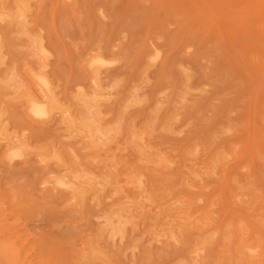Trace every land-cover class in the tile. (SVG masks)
<instances>
[{
  "label": "rangeland",
  "instance_id": "374dc122",
  "mask_svg": "<svg viewBox=\"0 0 264 264\" xmlns=\"http://www.w3.org/2000/svg\"><path fill=\"white\" fill-rule=\"evenodd\" d=\"M263 33V0H0V264H264Z\"/></svg>",
  "mask_w": 264,
  "mask_h": 264
},
{
  "label": "bare ground",
  "instance_id": "6f19581e",
  "mask_svg": "<svg viewBox=\"0 0 264 264\" xmlns=\"http://www.w3.org/2000/svg\"><path fill=\"white\" fill-rule=\"evenodd\" d=\"M263 1H264V0H263ZM259 3H261V1L258 2V3H256V5H254V6L256 7L257 4H259ZM39 4H40V3H39ZM37 6H38V5H37ZM255 7H254V8H255ZM254 8H253V11H254ZM259 10H260V9H259ZM250 11H252V10H250ZM256 11H257V10H256ZM261 11H262V10H261ZM245 12H246V11H245ZM258 12H259V11H258ZM247 13H248V12H247ZM247 13H246V14H245V13H244V14L242 13V14H243V15H247ZM252 13H253V12H252ZM260 13H261V12H260ZM254 14H255V13H253V15H254ZM258 14H259V13H258ZM253 15H252V16H253ZM256 15H257V14H256ZM4 16H5V14H4ZM7 16H8V15H7ZM7 16H5V17H7ZM20 16H21V14H20ZM248 16H249V15H248ZM252 16H251V17H252ZM1 17H2V16H1ZM9 17L11 18V16H9ZM9 17H7V18H9ZM4 19H5V18H4ZM16 19H17V17H16ZM23 19H25V18H23ZM18 20L20 21V19H18ZM21 21H22V20H21ZM24 21H25V20H24ZM22 23H23V22H22ZM24 23H27V22L25 21ZM24 23H23V24H24ZM20 24H21V23H20ZM23 24H22V25H23ZM23 26H24V25H23ZM25 26H26V25H25ZM22 28H23V27H22ZM23 29H24V28H23ZM263 34H264V33H263ZM263 34H262V36H263ZM41 45H42V44H41ZM41 45H40V46H41ZM42 48H43V47H42ZM42 48H41V50H42ZM37 50H38V49H37ZM40 52L42 53V51H40ZM98 52H99V51H98ZM42 54H43V53H42ZM42 54H41V55H42ZM85 55H86V54H85ZM0 57H1V56H0ZM91 58H92V57H91ZM93 58H95V57H93ZM97 58H98V57H97ZM99 61H102V60H99ZM89 63H90V62H89ZM43 66H44V65H43ZM43 66H42V67H43ZM42 67H41V68H42ZM94 73H95V74H94ZM98 74H99V73H98ZM98 74H97V71L93 72V76H94L93 79H94L95 84H99L98 82L100 81V77L98 76ZM32 77H33V76H32ZM36 77H37V78H36ZM36 77H34V78H36V80L40 81L41 84L45 87V90H44L45 92H43V93L46 94L48 101H44V100H42V99H41L42 101H39V100H38V102L35 101V100H30V101H29V103H30V107L28 106V108H29L28 110L30 111V113H31L33 116H35L34 118H36V117H41V118H43V117H46V115H47V113H48V111H49L50 109L54 108L55 106L57 107L59 104L56 105V100H55L56 97H54V95H53L54 91L50 90L52 87L49 88L47 82H46L45 79H43L41 76H36ZM40 82H39V84H40ZM18 84H19V83H18ZM37 85H38V84L36 83V86H37ZM20 86H21V84H20ZM22 86H23V85H22ZM112 86H113V85H112ZM39 87H40V86H39ZM99 87H101V86H99ZM185 87H186V86H185ZM21 88H22V87H21ZM40 88H41V87H40ZM19 89H20V88H19ZM89 89H90V88H89ZM187 90H188V89H187ZM19 91H20V90H19ZM52 92H53V93H52ZM76 92H77V91H76ZM188 92H189V91H188ZM25 93H26V90H25ZM27 93H28V90H27ZM30 94H31V93H30ZM31 95H32V94H31ZM31 95H30V98H32ZM32 96H33V95H32ZM28 97H29V96H28ZM34 97H35V96H34ZM36 97H37V96H36ZM93 97H94V96H93ZM100 97H101V96H100ZM184 97H185V96H184ZM30 98H29V99H30ZM32 99H34V98H32ZM35 99H36V98H35ZM56 99H57V98H56ZM36 100H37V99H36ZM87 100H88V99H87ZM90 102H91V101H90ZM93 103H94V102H93ZM87 107H88V106H87ZM91 107H92V106H91ZM58 108H59V106H58ZM92 108H93V107H92ZM95 109H96V108H95ZM98 109H99V108H98ZM155 109H156V108H155ZM56 110H57V109H56ZM72 110H73V109H72ZM54 111H55V110H54ZM98 112H99V111H98ZM27 113L29 114V112H27ZM52 113H53V112H52ZM94 113H95V112H92L91 115L93 114V116H94V115H95ZM50 114H51V113H50ZM96 114H97L96 117H98V116H99L98 113H96ZM49 116H50V115H49ZM88 116H89V114H88ZM261 116H262V115H261ZM96 117L94 116V118H96ZM262 117H263V116H262ZM89 118H90V117H89ZM89 118H88V119H89ZM94 118H93V122L96 121ZM43 119H44V118H43ZM83 119L85 120V118H83ZM88 119H87V121H88ZM97 120H98V119H97ZM102 121H103V120H102ZM262 122H263V121H262ZM82 123H83L82 125H84V122H82ZM95 123H96V122H95ZM172 123H173V122H172ZM263 123H264V122H263ZM89 124H90V123H89ZM153 125H154V124H153ZM224 125H226V124H224ZM263 125H264V124H263ZM88 126H89V125H88ZM90 126H93V125H90ZM96 126H97V125H96ZM229 126H231V125H229ZM229 126H228V127H229ZM82 127H84V126H82ZM85 127H87V125H86ZM234 127H235V126H234ZM88 128H89V127H87V129H88ZM93 128L95 129V127H93ZM93 128L91 127L90 129L93 130ZM169 128H170V127H169ZM222 128H223V130H224V126H222ZM226 128H227V125H226ZM85 129H86V128H85ZM98 129H99V127H98ZM98 129H95V131L98 132ZM88 130H89V129H88ZM232 130H233V129L231 128V131H232ZM235 130H236V129H235ZM90 131H91V130H90ZM95 131H93V132H95ZM100 131H101V133H102V130H100ZM148 131H149V130H148ZM219 131H220V130H219ZM87 132H88L89 134H90V133H93V132H89V131H87ZM144 132H145V131H144ZM144 132H141V134H144ZM221 132H222V130H221ZM221 132H219V133H221ZM228 132H229V131H228ZM25 133H26V132H25ZM88 133H86V134H88ZM176 133H177V132H176ZM93 134H94V133H93ZM141 134H140V135H141ZM222 134H223V132H222ZM262 134H264V133H262ZM94 135H95V137H96L97 134L95 133ZM94 135H93V136H94ZM178 135H179V134H178ZM9 136H10V135H9ZM93 136H91V137L93 138ZM98 136H100V135H98ZM98 136H97L96 138H95V137H94V138H95V139H98ZM101 136H102V138L104 137L103 134H101ZM101 136H100V137H101ZM21 137H22V136H21ZM100 137H99V138H100ZM107 137H108V136H107ZM139 137H140V136H139ZM142 137H143V136H142ZM94 138H93V139H94ZM108 138H109V137H108ZM131 138H132V137H131ZM23 139H24V138H23ZM93 139H92V140H93ZM95 139H94V140H95ZM103 140H104V139H103ZM140 140H141V138H140ZM130 141H131V140H130ZM135 141H136V140H135ZM141 141H142V140H141ZM92 142H93V141H92ZM94 142H95V141H94ZM94 142H93V143H94ZM137 142H138V141H137ZM138 143H139V142H138ZM138 143H136V144H137L138 146H140ZM144 144H145V143H144ZM141 145H142V143H141ZM196 145H197V144H196ZM13 146H14V145H13ZM88 146H89V145H88ZM105 146H106V145H105ZM133 146H134V145H133ZM138 146H137V149H138ZM142 146H143V145H142ZM142 146H140V149L143 150V147H142ZM199 146H200V145H199ZM230 146H231V144H230ZM141 147H142V148H141ZM233 147H234V145H233ZM233 147H232V148H233ZM235 147H237V146H235ZM93 148H95V147L93 146ZM248 148H249V145H248ZM250 148H251V146H250ZM15 149L17 150V148H15ZM135 149H136V148H135ZM137 149H136V150H137ZM140 149H139V150H140ZM147 149H149V148H147ZM219 149H220V148H219ZM142 150H141V152H142ZM145 150H146V149H145ZM221 150H222V149H221ZM233 150H234V148H233ZM149 151H150V150H149ZM216 151H218V150H215L214 152H216ZM219 151H220V150H219ZM9 152H10V151H9ZM12 152H13V150H12ZM137 152H138V151H137ZM170 152H171V151H170ZM186 152H187V151H186ZM200 152H201V151H200ZM234 152H235V151H234ZM234 152H233V153H234ZM16 153H17V152H16ZM138 153H139V152H138ZM148 153H149V152H148ZM156 153H157V152H156ZM187 153H188V152H187ZM211 153H213V151H212ZM226 153H228V152H226ZM230 153L233 154L232 152H230ZM52 154H54V153H52ZM52 154H51V155H52ZM140 154H141V153H139L138 155H140ZM143 154H145V153H143ZM146 154H147V153H146ZM185 154H186V153H185ZM196 154H197V153H196ZM196 154H195V155H196ZM201 154H202V153H201ZM216 154H217V153H216ZM218 154H220V152H218ZM224 154H225V153H224ZM186 155H188V154H186ZM189 155H191V154H189ZM189 155H188V156H189ZM192 155H193V154H192ZM192 155H191V156H192ZM235 155H236V154H235ZM246 155H247V154H246ZM246 155H245V156H246ZM256 155H257V154H256ZM258 155H259V154H258ZM4 156H5V155H4ZM11 156H12V155H11ZM54 156H55V155H54ZM54 156H53V157H54ZM72 156H73V155H72ZM141 156H142V155H141ZM199 156H201V155L199 154ZM199 156H198V158H199ZM210 156H211V155H210ZM226 156H227V155H226ZM229 156H230V155H229ZM243 156H244V154H243ZM243 156H242V158H243ZM6 157H7V156H6ZM145 157H146V156H145ZM233 157H235V156H233ZM249 157H250V156H249ZM257 157H258V156H257ZM47 158H48V157H47ZM51 158H52V156H51ZM51 158H50V159H51ZM186 158H187V157H186ZM188 158H189V157H188ZM209 158H210V157H209ZM246 158H247V156H246ZM246 158H244V160H245ZM9 159H12V157L9 158ZM55 159H56V158H55ZM55 159H54V160H55ZM220 159H221V158H219V160H220ZM232 159H233V158H232ZM232 159H231V160H232ZM249 159H250V158H249ZM92 160H93V159H92ZM165 160H166V159H165ZM185 160H186V159H185ZM188 160H189V159H188ZM191 160H192V159H191ZM191 160H190V161H191ZM195 160H196V157H195ZM217 160H218V159H217ZM229 160H230V159H229ZM239 160H240V159H239ZM239 160H238V161H239ZM247 160H248V159H247ZM145 161H146V160H145ZM163 161H164V160H163ZM166 161H167V160H166ZM193 161H194V160H193ZM227 161H228V160H227ZM227 161H224L223 163H225V162H227ZM241 161H242V160H241ZM258 161H259V160H258ZM146 162H147V161H146ZM160 162H161V161H160ZM164 162H165V161H164ZM195 162L197 163V160H196ZM217 162H218V161H217ZM8 163H9V162H8ZM168 163H169V162H168ZM170 163H171V162H170ZM211 163H212V162H211ZM211 163H208V165H211ZM219 163H220V162H219ZM219 163H217V165H218ZM223 163L221 162L222 165H223ZM228 163H229V162H228ZM235 163H236V162H235ZM238 163H239V162H238ZM251 163H252V160H251ZM262 163H263V162H262ZM206 164H207V162H206ZM208 165H207V166H208ZM229 165H232V164L230 163ZM229 165H228V166H229ZM233 165H234V164H233ZM170 166L173 167L172 165H170ZM207 166H206V167H207ZM213 166H214V165H213ZM218 166H219V165H218ZM218 166L215 167V170H216V168H217ZM139 167H140V166H139ZM141 167H142V166H141ZM188 167H189V166H188ZM195 167H196V166H195ZM198 167H199V166H198ZM200 167H201V166H200ZM202 167H204V166L202 165ZM202 167H201V169H202ZM226 167H227V166H226ZM230 167L233 168V166H230ZM230 167H229V168H230ZM251 167H252V166H251ZM66 168H67V167H66ZM189 168H191V167H189ZM192 168H193V167H192ZM204 168H205V167H204ZM204 168H203V169H204ZM209 168H210V166H209ZM220 168H221V167H220ZM242 168H243V167H242ZM125 169H127V168H125ZM199 169H200V168H199ZM201 169H200V170H201ZM217 169H218V168H217ZM230 169H231V168H230ZM236 169H237V168H236ZM240 169H241V168H240ZM244 169H245V168H244ZM247 169H248V167H247ZM196 170H197V169H196ZM207 170H208V167H207ZM226 170L228 171L227 168H226ZM197 171H198V170H197ZM208 171H209V170H208ZM240 171H241V170H240ZM244 171H245V170H244ZM202 172H204V171H203V170L200 171V173H202ZM216 172H217V171H216ZM85 173H86V172H85ZM187 173H190V172H187ZM236 173H237V172H236ZM185 174H186V173H185ZM185 174H183V176H185V178H186V175H185ZM203 174H204V176H205V173H203ZM214 174H215V173H214ZM134 175H135V173H134ZM187 175H188V174H187ZM223 175H224V174H223ZM230 175H231V174H230ZM232 175H234V174H232ZM206 176H208V177H212V176L207 175V173H206ZM220 176H221V175H220ZM85 177H86V176H85ZM139 177H141V175H140ZM215 177H216V175H215ZM221 177H222V176H221ZM225 177H226V176H225ZM121 178H122V177H121ZM187 178H189V179H186L187 182H188V180H190L191 176H190V177H187ZM199 178H200V177H199ZM203 178H204V177H203ZM206 178H207V177H206ZM212 178H213V177H212ZM262 178H263V176H262ZM136 179H137V178H136ZM136 179H135V180H136ZM140 179H142V178H139V183H140ZM192 179H197V178H193V177H192L191 180H192ZM225 179H226V178H225ZM73 180H74V179H73ZM97 180H99V179H97ZM186 180H185V182H186ZM191 180H190V181H191ZM209 180H210V179H209ZM228 180H229V179H228ZM233 180H234V179H233ZM249 180H250V179H249ZM262 180H263V179H262ZM87 181H88V180H87ZM130 181H131V180H130ZM137 181H138V180H137ZM193 181H194V180H193ZM193 181H191L192 184H193ZM206 181H207V179H206ZM247 181H248V179H247ZM75 182H76V181H75ZM102 182H103V181H102ZM214 182H215V181H214ZM233 182H235V180H234ZM248 182H249V181H248ZM56 183H57V185H59V186H61V185H65V183H63V181H60V180H56ZM136 183H137V182H136ZM143 183H144V182H143ZM230 183H232V182L230 181ZM244 183L246 184V182H244ZM257 183H258V182H257ZM44 184H45V183H44ZM72 184H73V183H71V185H72ZM105 184H106V183H105ZM132 184H133V183H132ZM144 184H145V183H144ZM144 184H143V185H144ZM185 184H186V183H185ZM189 184H190V183H188V185H189ZM228 184H229V183H228ZM235 184H236V183H235ZM245 184H243V187L245 186ZM66 185L69 186L70 183H69V185H68V184H66ZM86 185H87V184H86ZM86 185H85V186H86ZM125 185H126V184H125ZM236 185H237V184H236ZM250 185H251V184H250ZM59 186H58V187H59ZM74 186H75V185H74ZM83 186H84V185H83ZM83 186H82V188H83ZM135 186H136V185H135ZM135 186H134V187H135ZM137 186H138V185H137ZM140 186H141V185H140ZM145 186H146V185H145ZM183 186H184V184H183ZM240 186H241V185H240ZM246 186H247V184H246ZM255 186H256V184H255ZM143 187H144V186H143ZM187 187H188V186H187ZM223 187H224V186H223ZM223 187H222V188H223ZM228 187H229V186H228ZM234 187H235V186H234ZM250 187H251L252 190H253V188L255 189V187H252V185H251ZM250 187H249V190H250ZM130 188H132V187H130ZM138 188H139V187H137V189H138ZM145 188H146V187H145ZM185 188H186V187H185ZM190 188H191V186H190ZM190 188H189V187L186 188L187 193H188V192L190 193V191H188V189H190ZM205 188H206V187H205ZM207 188H208V185H207ZM207 188H206V189H207ZM237 188H238V186H237ZM75 189H76V188H75ZM80 189H81V188H80ZM83 189H85V188H83ZM134 189H135V188H134ZM192 189H194V187L191 188V190H192ZM202 189H203V188H202ZM206 189H205V190H206ZM242 189H243V188H242ZM246 189H247V188H245V190L243 189L244 193H245V192H248V191H246ZM72 190H74V188H72ZM76 190H77V189H76ZM86 190H87V189H86ZM88 190H89V189H88ZM118 190H120V189H118ZM200 190H201V189H200ZM225 190H226V189H225ZM229 190H230V188H229ZM237 190H239V189H237ZM247 190H248V189H247ZM260 190H261L260 188H259V189L257 188L256 192H258V191H260ZM262 190H264V189H262ZM78 191H79V189H78ZM141 191H142V189H141ZM243 191H242V192H243ZM253 191H254V190H253ZM80 192H82V191H80ZM83 192H85V190H83ZM136 192H137V191H136ZM200 192H201V191H200ZM225 192L227 193V198H230V194H231V192H230V191H228V192L225 191ZM225 192H224V193H225ZM234 192H235V191H234ZM249 192H250V191H249ZM254 192H255V191H254ZM254 192H253V193H254ZM260 192H261V191H260ZM74 193H75V192H74ZM78 193H79V192H78ZM143 193H145L146 196H148V195H147V191H146V192H143ZM218 193H219V192H218ZM229 193H230V194H229ZM239 193H240V192H239ZM262 193H263V192H262ZM214 194H215V193H214ZM214 194H213V195H214ZM240 194L243 195V193H240ZM245 194H246V193H245ZM245 194H244V195H245ZM249 194H250V193H249ZM251 194H252V193H251ZM255 194H256V193H254V196H255ZM263 194H264V193H263ZM75 195H78V194H75ZM228 195H229V197H228ZM233 195H234V194H233ZM233 195H232V196H233ZM238 195H239V194H238ZM252 195H253V194H252ZM259 195H260V194H259ZM81 196H83V195H81ZM81 196L78 195V197H81ZM157 196H158V195H157ZM221 196H222V195H221ZM221 196H218V198H220V200H221ZM260 196H261V195H260ZM262 196H263V195H262ZM144 197H145V195H144ZM144 197H143V198H144ZM183 197H184V196L181 195V200H182ZM237 197H238V196H237ZM246 197H248L247 194H246ZM250 197H251V195H250ZM263 197H264V196H263ZM81 198H82V197H81ZM160 198H161V197H160ZM179 198H180V197H179ZM193 198H195V197H193ZM214 198H215V197H214ZM216 198H217V197H216ZM253 198H254V202L258 203V201H257V200H258V197H257V200H256V201H255V198H256V197H253V196H252V201H253ZM144 199L147 200V197L144 198ZM139 200H140V198H139ZM148 200H149V197H148ZM155 200H156V198H155ZM198 200H200L199 197H198ZM220 200H219V201H220ZM223 200H224V197H223ZM223 200H222V201H223ZM238 200H239V198H238ZM247 200H248V198H247ZM247 200H246V201H247ZM174 201L176 202V200H174ZM178 201H179V200H178ZM219 201H218V202H219ZM229 201H230V200H229ZM231 201H232V200H231ZM242 201H243V200H242ZM248 201H249V200H248ZM259 201H260V200H259ZM184 202H185V201H184ZM216 202H217V200H216ZM243 202H244V201H243ZM173 203H174V202H173ZM176 203L180 205L182 202L180 203V201H179V203H178V202H176ZM195 203H196V202H195ZM197 203H198V201H197ZM200 203H201V202H200ZM209 203H210V202H209ZM236 203H237V202H236ZM236 203H235V204H236ZM249 203H250V201H249ZM249 203L247 204V206L249 205ZM256 203H255V205H256ZM144 204H145V203H144ZM170 204H171V203H170ZM174 204H175V203H174ZM221 204H222V203H221ZM221 204H219V206H220ZM226 204H227V203H226ZM235 204H233V206H234ZM238 204H239V203H238ZM241 204H243V203H241ZM251 204L254 205V203H251ZM179 205H178V206H179ZM192 205H193V204H192ZM194 205H195V204H194ZM196 205H197V204H196ZM204 205H205V204H204ZM214 205H215V203H214ZM223 205H224V204H223ZM257 205H258V204H257ZM172 206H173V205H172ZM180 206H181V205H180ZM207 206H208V205H207ZM216 206H218V204H216ZM239 206H240V205H239ZM244 206H245V205H244ZM262 206H263V205H262ZM170 207H171V206H170ZM182 207H184L183 204H182ZM193 207H194V206H193ZM208 207H209V206H208ZM260 207H261V205H260ZM123 208H125V207H123ZM126 208H127V207H126ZM126 208L124 209V212H125ZM150 208H151V207H150ZM174 208H175V207H174ZM178 208H179V207H178ZM194 208H195V207H194ZM194 208H192V209H194ZM243 208H244V207H243ZM248 208H249V206H248ZM250 208H251V205H250ZM250 208H249V209H250ZM121 209H122V208H121ZM127 209H128V208H127ZM179 209H181V208H179ZM179 209H177V210H179ZM195 209H196V208H195ZM195 209H194V210H195ZM199 209H200V208H199ZM204 209H205V208H204ZM215 209H217V208H214L213 210L215 211ZM244 209H245V208H244ZM244 209H243V210H244ZM249 209H247V210H249ZM261 209H262V208H261ZM122 210H123V209H122ZM170 210H172V209H169V211H170ZM182 210H183V209H182ZM182 210H181V211H182ZM184 210H185V209H184ZM119 211H120V210H119ZM173 211H174V210H173ZM173 211H172V212H173ZM175 211H176V210H175ZM175 211H174V213L177 214V212H175ZM181 211H180V212H181ZM188 211H189V210H188ZM188 211H187V212H188ZM190 211H191V210H190ZM190 211H189V212H190ZM196 211H197V210H196ZM261 211H262V210H261ZM121 212H122V211H121ZM128 212H129V211H128ZM172 212H171V213H172ZM183 212H184V211H183ZM183 212H182V213H183ZM262 212H264V211H262ZM116 213H119V212L117 211ZM122 213H123V212H122ZM168 213H170V212H168ZM171 213H170V215L168 214L167 216H168V217L171 216ZM182 213H181V214H182ZM184 213H185V212H184ZM191 213H192V212H191ZM119 214H120V213H119ZM129 214H130V216L133 215V214H131V213H129ZM178 214H179V213H178ZM188 214H189V213H188ZM199 214H200V212H199ZM199 214H198V215H199ZM205 214H206V213H205ZM211 214H212V213H211ZM217 214H218V213H217ZM229 214H230V213H229ZM233 214H234V213H233ZM124 215H126V214H124ZM182 215H183V214H182ZM182 215H181V216H182ZM190 215H192V214H190ZM213 215H214V214H213ZM218 215H219V214H218ZM230 215H231V214H230ZM230 215H229V216H230ZM114 216H116L115 213H114ZM121 216H122V215L120 214V218H121V220H122L123 217H121ZM127 216H129V215H127ZM127 216H126V217H127ZM173 216H174V215H173ZM181 216H176V215H175L176 218H177V217H181ZM186 216L189 218L188 215H186ZM192 216H193V215H192ZM192 216H191V217H192ZM195 216H196V215H195ZM195 216H194V217H195ZM216 216H217V215H216ZM216 216H215V217H216ZM225 216H226V215H225ZM132 217H133V216H132ZM175 217H173V218H175ZM182 217H183V216H182ZM182 217H181V218H182ZM204 217H205V216H203L202 218L204 219ZM107 218H108V217H107ZM114 218H115V217H114ZM120 218H119V219H120ZM127 218H129V217H127ZM127 218H126V219H127ZM133 218H134V217H133ZM173 218H172V219H173ZM184 218H185V217H184ZM188 218H187V220H188ZM198 218H199V217H198ZM211 218H212V217H211ZM224 218H225V217H224ZM226 218H227V216H226ZM230 218H231V217H229V220H230ZM110 219H111V218H110ZM178 219H179V218H178ZM196 219H197V218H196ZM231 219H232V218H231ZM108 220H109V219H108ZM108 220H107V221H108ZM111 220H113V217H112ZM111 220H109V221H111ZM115 220H117V219H115ZM127 220H128V219H127ZM131 220H132V218H131ZM133 220H134V219H133ZM174 220H175V219H174ZM174 220H172V221H174ZM181 220H182V219H180V220H178V221H180V223H182V224L185 226V223H183L184 220H182V222H181ZM187 220L185 219V222H186ZM189 220H190V219H189ZM218 220H219V219H218ZM236 220L239 221L238 219H236ZM113 221H114V220H113ZM113 221H111V222H113ZM169 221H170V220H169ZM176 221H177V220H176ZM192 221H193V219L190 220L191 223H193ZM199 221H200V219H199ZM199 221H198V223L202 222V220H201L200 222H199ZM213 221H214V220H213ZM226 221H228V220L226 219ZM232 221H233V220H232ZM167 222H168V221H167ZM170 222H171V221H170ZM188 222H189V221H188ZM190 222H189V224L192 225ZM203 222H204V220H203ZM203 222H202V223H203ZM211 222H212V221H211ZM216 222H217V220H216ZM220 222H221V221H220ZM224 222H225V221H224ZM229 222H230V221H229ZM233 222H234V221H233ZM241 222H243V221H241ZM107 223H108V222H107ZM113 223H114V222H113ZM113 223H112V224H113ZM115 223H116V222H115ZM115 223H114V224H115ZM124 223H125V222H124ZM175 223H176V222H175ZM175 223H174V224H175ZM202 223H201V224H202ZM204 223H205V222H204ZM204 223H203V225H205ZM212 223H213V222H212ZM226 223H228V222H226ZM236 223H237V222H235V225H236ZM243 223L245 224V222H243ZM128 224H130V222H129ZM128 224H127V225H128ZM165 224H167V225H165V226L167 227V226L170 225L171 223L169 224V223H166V222H165ZM172 224H173V223H172ZM172 224H171V225H172ZM194 224H195V223H194ZM213 224H215V223H213ZM241 224H242V223H241ZM244 224H243V227H244ZM110 225H111V224H110ZM120 225H121V222H120ZM180 225H181V224H180ZM196 225H197V223H196ZM206 225L208 226V223H207ZM222 225H223V223H222ZM229 225H230V224H229ZM229 225H228V227H230ZM235 225H234V226H235ZM239 225H240V221H239ZM262 225H263V222H262ZM103 226H104V225H103ZM124 226H125V225H124ZM197 226L201 227L200 225H197ZM210 226H212V225H210ZM219 226H220V225H219ZM219 226H218V227H219ZM234 226H233V228L235 229ZM118 227H119V226H118ZM118 227L115 226L114 228H117V229H118ZM125 227H126V226H125ZM125 227H123V228H125ZM178 227H179V226H178ZM178 227H177V228H178ZM188 227H189V226H188ZM191 227H192V226H191ZM202 227H203V226H202ZM218 227L216 226V228H218ZM239 227H240V226H239ZM112 228H113V227H112ZM170 228H172V227H170ZM177 228H176V229H177ZM184 228H185V227H183V229H184ZM196 228H197V227H196ZM203 228H204V227H203ZM203 228H202V229H203ZM263 228H264V226H263ZM119 229H120V227H119ZM168 229H169V228H167V230H168ZM176 229H174V230H176ZM180 229H181V226H180V228L177 229V231H179ZM186 229H187V226H186ZM188 229H189V228H188ZM205 229H206V227H205L203 230L206 231ZM231 229H232V228H231ZM231 229H230V230H231ZM115 230H116V229H115ZM133 230H134V229H133ZM167 230L165 229V232H166ZM208 230H209V229H208ZM213 230H215V229H213ZM217 230H219V229H216V234H217ZM228 230H229V229H228ZM238 230H239V229H238ZM244 230H246V228H245ZM247 230H249V229H247ZM247 230H246V231H247ZM157 231H158V230H157ZM159 231L161 232V229H160ZM162 231H164V229H163ZM209 231H210V230H209ZM211 231H212V229H211ZM211 231H210V232H211ZM222 231H223V230H222ZM239 231H240V230H239ZM114 232H116V231H114ZM165 232H164V234L167 233V232H166V233H165ZM168 232H169V231H168ZM183 232L186 233L185 231H183ZM197 232H198V231H197ZM199 232H200V231H199ZM201 232H202V231H201ZM201 232H200V233H201ZM214 232H215V231H214ZM229 232H230V231H229ZM149 233H150V232H149ZM161 233H162V232H161ZM161 233H159V234H161ZM178 233L181 235L180 232H178ZM202 233H204V232H202ZM237 233H238V232H237ZM246 233H247V232H246ZM251 233H252V232H251ZM111 234H112V233H111ZM116 234H118V233L116 232ZM119 234H120V232H119ZM147 234H148V233H147ZM154 234H155V231H154ZM159 234H158V237H159ZM167 234H168V233H167ZM171 234H175V233L173 232V233H171ZM213 234H214V233H213ZM218 234L220 235V231H219ZM228 234H230V233H228ZM238 234H239V233H238ZM241 234L243 235V233H241ZM241 234H240V235H241ZM113 235H114V233H113ZM152 235H153V233H152ZM156 235H157V232H156ZM168 235H170V233H169ZM176 235H177V234H176ZM176 235H175V236H176ZM184 235H185V234H184ZM206 235H207V234H206ZM219 235H218V236H219ZM224 235H226V233H224ZM160 236H161V235H160ZM162 236H163V234H162ZM170 236H171V235H170ZM170 236H169V237H170ZM177 236L179 237V235H177ZM221 236H222V235H221ZM230 236H231V234L229 235V237H230ZM156 237H157V236H156ZM158 237H157V238H158ZM165 237H166V236H165ZM165 237L163 236L164 240L166 239ZM183 237H184V236H183ZM199 237H200V236H199ZM199 237H198V239H197V238H195V239L199 240ZM202 237H203V236H201V238H202ZM205 237H206V236H205ZM219 237H220V236H219ZM219 237H218V238H219ZM222 237H223V236H222ZM241 237H242V236H241ZM244 237H246V236L244 235ZM244 237H243V238H244ZM247 237H248V236H247ZM253 237H254V236H253ZM174 238H175L174 236H173V237H172V236L170 237V239H171V243H173V242L175 243V241H172ZM180 238H182V237H180ZM180 238H179V239H180ZM201 238H200V239H201ZM212 238H213V237H212ZM215 238H216V237H215ZM230 238H231V237H230ZM230 238H229V239H230ZM255 238H256V237H254V240H255ZM167 239H168V238H167ZM167 239H166V240H167ZM220 239H221V238H220ZM222 239H224V238H222ZM156 240H157V239H156ZM180 240H181V239H180ZM180 240H178V241H176V242H179ZM182 240H183V239H182ZM202 240H203V239H202ZM206 240H207V237H206ZM210 240H211V239H210ZM210 240H209V242L212 243L213 240H211V241H210ZM224 240H225V239H224ZM226 240H228V238H226ZM256 240H257V238H256ZM169 241H170V240H169ZM204 241H205V240H203L202 243H203ZM214 241H215V239H214ZM257 241H258V240H257ZM259 241H260V240H259ZM261 241H262V240H261ZM194 242L196 243L197 241H194ZM194 242H192V246H194V244H193ZM198 242H200V241H198ZM209 242H208V243H209ZM227 242H228V241H227ZM229 242H231V239H230ZM166 243H167V241H166ZM168 243H169V242H168ZM205 243L207 244V242H204L203 244H205ZM224 243H225V242H224ZM231 243H232V242H231ZM257 243L259 244L260 242H256V241H255V244H257ZM263 243H264V242H263ZM263 243H262L261 245H263ZM175 244H176V243H175ZM198 244H199V243H198ZM238 244H239V243H237V248H238ZM253 244H254V243H253ZM255 244H254V245H255ZM167 245H168V244H167ZM195 245H197V244H195ZM207 245H208V244H207ZM210 245H211V244H210ZM210 245H208V246H210ZM225 245H226V244H225ZM249 245H250V244H249ZM254 245H253V246H254ZM177 246H178V244H177ZM223 246H224V245H223ZM229 246H230V245H229ZM235 246H236V245H235ZM235 246H234V247H235ZM195 247H196V246H195ZM195 247H194V248H195ZM200 247H201V246H200ZM226 247H227V246H226ZM242 247H243V246H242ZM259 247H260V245H259ZM160 248H161V247H160ZM205 248H207V247H205ZM213 248H214V247H213ZM229 248H230V247H228V249H229ZM192 249H193V248H192ZM203 249H204V246H203ZM208 249H209V247H208ZM211 249H212V248H211ZM225 249H226V248H225ZM225 249H223V250H225ZM252 249L254 250L255 248H252ZM256 249H257V248H256ZM256 249H255V251H256ZM95 250H96V249H95ZM190 250H191V249H190ZM190 250H189V251H190ZM200 250H202V247H201ZM204 250H205V249H204ZM212 250H213V249H212ZM234 250H235V249H234ZM239 250H241V249H239ZM247 250H248V249H246V250H242V251H243V252H245V251L247 252ZM88 251H89V250H88ZM88 251H87V252H88ZM96 251H97V250H96ZM98 251H99V250H98ZM185 251H188V250H185ZM196 251H197V253H198V251H199V247H198V250L196 249ZM221 251H222V250H221ZM225 251H226V250H225ZM228 251H229V250H228ZM236 251L238 252L237 249H236ZM242 251H241V252H242ZM249 251L251 252L252 250L249 249ZM194 252H195V251H194ZM259 252H261L260 249H259ZM259 252H258V253H259ZM88 253H89V252H88ZM90 253H91V250H90ZM188 253H189V252H188ZM195 253H196V252H195ZM202 253H203V251H202ZM202 253H201V256H205V255H207V257H208V253H209V252H207V253L204 252L205 255H204V254L202 255ZM235 253H236V252H235ZM238 253H239V252H238ZM253 253H255V252H253ZM94 254H98V253L95 252ZM102 254H103V253H102ZM209 254H210V253H209ZM224 254H227V253H224ZM261 254H264V253H261ZM87 255H88V254H86V257H85V258L88 257ZM90 255H91V254H90ZM100 255H101V254H100ZM100 255H97V256H100ZM189 255H190V254H189ZM192 255H194L193 252H192ZM216 255H219V254L216 252ZM221 255H222V254H221ZM228 255H229V254H228ZM92 256H93V257H91V258H94V255H92ZM190 256H191V255H190ZM201 256H200V257H201ZM222 256H223V255H222ZM89 257H90V256H89ZM100 257H101V256H100ZM217 257H218V256H217ZM229 257H230V256H229ZM239 257H240V256H239ZM96 258H97V257H96ZM195 258H196V257H195ZM203 258H204V257H203ZM0 259H2V258H0ZM88 259L90 260V258H87V260H88ZM98 259H99V258H98ZM187 259H188V258H187ZM196 259H197V258H196ZM217 259H218V258H217ZM221 259H223V257H222ZM237 259H240V258L237 257ZM87 260H86V261H87ZM93 260H94V259H92V261H93ZM100 260H103V259H100ZM100 260H99V261H100ZM194 260H195V259H194ZM200 260H201V259H200ZM223 260H224V259H223ZM223 260H222V261H223ZM90 261H91V260H90ZM90 261H89V262H90ZM94 261H97V260H94ZM94 261H93V262H94ZM192 261H193V260H191L190 263H191ZM198 261H199V259H198ZM198 261H197V264H198ZM212 261H214V260H212ZM258 261H259V260H258ZM87 262H88V261H87ZM193 262H194V261H193ZM195 262H196V260H195ZM201 262H202V261H201ZM206 262H207V261H206ZM216 262H218V261H216ZM242 262H243V260H242ZM244 262H245V261H244ZM190 263H189V264H190ZM207 263H209V260H208ZM220 263H221V262H220ZM220 263H219V264H220ZM222 263H223V262H222ZM251 263H252V262H251ZM251 263H249V264H251ZM262 263H263V262H262ZM15 264H16V263H15ZM185 264H186V263H185ZM193 264H194V263H193ZM202 264H203V263H202ZM215 264H216V263H215ZM257 264H258V263H257Z\"/></svg>",
  "mask_w": 264,
  "mask_h": 264
}]
</instances>
